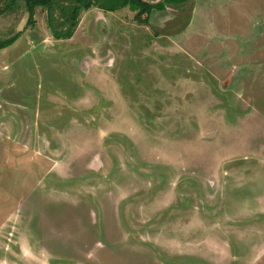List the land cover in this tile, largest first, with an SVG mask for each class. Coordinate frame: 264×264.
<instances>
[{"label": "rangeland", "instance_id": "obj_1", "mask_svg": "<svg viewBox=\"0 0 264 264\" xmlns=\"http://www.w3.org/2000/svg\"><path fill=\"white\" fill-rule=\"evenodd\" d=\"M72 4L0 0V264H264V0Z\"/></svg>", "mask_w": 264, "mask_h": 264}, {"label": "trees", "instance_id": "obj_2", "mask_svg": "<svg viewBox=\"0 0 264 264\" xmlns=\"http://www.w3.org/2000/svg\"><path fill=\"white\" fill-rule=\"evenodd\" d=\"M29 17H33L35 7L41 6L48 10L55 4L57 0H24ZM183 0H74L69 15L67 17L68 25L64 29H56L52 25V31L56 38H70L78 23V16L82 9H88L91 6H98L99 8L107 10H116L123 7H128L132 11L136 12V19L147 20V17L154 9H164L167 4H178ZM147 14V17L142 19V15ZM17 35L0 41V49L11 44Z\"/></svg>", "mask_w": 264, "mask_h": 264}]
</instances>
